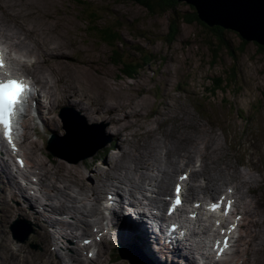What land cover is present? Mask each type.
I'll return each mask as SVG.
<instances>
[{
    "label": "bare ground",
    "instance_id": "6f19581e",
    "mask_svg": "<svg viewBox=\"0 0 264 264\" xmlns=\"http://www.w3.org/2000/svg\"><path fill=\"white\" fill-rule=\"evenodd\" d=\"M59 26L54 24L53 14L35 0H0V58L5 61L8 71L31 81L30 85L38 97L34 101L35 119L24 123V134L22 138L15 140V151L8 144L2 143L1 146L6 153V157L0 156L4 160L0 161V202L3 204L0 207L3 210L1 216L7 218L6 222L10 215L32 216L36 221L44 217L43 228L37 236L43 248L39 255L29 258L24 255L28 249L19 247L13 253L10 251L11 247L7 246L0 249V264H46L54 258L57 264H107L100 247L104 241L108 242L110 237L115 236L116 241L118 236L120 243L125 242L120 246H128L127 241H132L130 244L135 245V250H139L144 260L151 264H198L199 257L204 260L202 264H246L249 259L247 244L254 238L251 223L256 225L258 219V213L251 207L257 197L249 196L250 192L254 193L257 181L255 176L247 179L248 173H245L242 168L245 165L241 163L236 175L230 172V166L223 169L209 163L205 150L210 135L207 125L198 122L199 119L196 120L195 116L180 115V123L175 128L162 131L154 128L165 139L151 138L149 136H153L154 131H148V136L144 125L152 121L147 119L148 115H143V108L131 107L129 111L124 105L110 104L108 98L101 93L96 92L94 95L88 90L83 73L79 76L81 83H77L78 75L75 76L73 72L63 74L62 71L68 64L60 59L68 61L62 57L69 43L65 41L62 31L58 32ZM94 78L100 83L101 79ZM57 85L62 90H58ZM68 98H76L77 102L68 107L77 113L81 111L90 121L109 122L125 131L122 120L112 113L117 107L119 111L115 113L118 116L124 114V118L128 120L136 119L129 133L137 126L145 134V140L149 141L128 148L122 139L126 134L121 138L122 134L114 132L116 139L120 141L117 152L107 158L105 168H96L93 184H89L87 180L93 172V161L85 165L89 174L87 178L80 167L65 164L62 160L49 159L48 165L40 158L38 142L33 140L35 135L32 133L42 126L48 135L55 138L56 134L63 133L64 121L69 130L67 141L71 139L75 130L69 125V119L56 117L52 123L47 121V112ZM45 100L49 105L44 106ZM83 102H87L89 106L85 108L86 104ZM92 113L95 114L91 115ZM55 115L58 116L57 111ZM74 122L79 121L71 123ZM163 122H166L165 118L159 121L162 125ZM77 133L75 131V135ZM201 144L206 146L201 147ZM87 152L88 155L91 154L90 151ZM15 155L23 159V168L18 166ZM182 176H186L184 181ZM236 176L241 183L233 186ZM177 185L184 204L176 211H170L165 197ZM7 197L11 202L19 198L31 208L33 206V209L41 208L43 215L38 219L35 217L36 213L34 215L27 210L22 213L23 208H16L7 214V205L10 204ZM175 199L174 197L173 200ZM229 201L234 209L227 216L211 214L205 208L208 203H216L218 208L223 209ZM263 201V197L259 202L257 200L258 203ZM141 214L146 217L139 216ZM190 215H194L192 219ZM236 215L242 216L238 224L239 236L235 242H229L232 234L229 226ZM148 217L158 228L162 227V223L156 221L157 218L168 220L170 225L178 228L177 231L185 232L187 239L171 241L170 238L159 237L152 230ZM67 218H72L73 221ZM118 218L127 223L125 225L128 229L134 227L139 235L132 236L127 230V233L119 232L118 235L114 230V222ZM65 241H73L75 246L67 245L64 252L60 253L59 243ZM78 242L85 244L81 247ZM225 243V248L230 249V252L218 255L217 252ZM91 252L96 253L93 260L85 255ZM156 256L161 262L156 260ZM124 260L120 259L122 263H126Z\"/></svg>",
    "mask_w": 264,
    "mask_h": 264
},
{
    "label": "rangeland",
    "instance_id": "374dc122",
    "mask_svg": "<svg viewBox=\"0 0 264 264\" xmlns=\"http://www.w3.org/2000/svg\"><path fill=\"white\" fill-rule=\"evenodd\" d=\"M35 1L53 14L54 24L60 25L58 32L62 31L65 41L69 43L62 57L68 61L60 59L68 64L63 69V74L73 72L75 76L78 75L77 83H81L79 76L83 73L88 90L94 95L96 92L101 93L108 98L110 104L124 105L129 111L131 107L143 108V115L145 117L148 115L147 119L152 121L144 125L148 136V131H154V135L149 136L151 138L165 139L159 131L175 128L180 123L178 119L180 115L195 116L196 120L199 119L198 122L207 125L210 135L208 146L201 144V147L206 146L205 155H208V162L223 169L230 166L229 170L234 175L239 171V165H245V168H242L248 173L247 179L255 176L257 180L254 184V193H249L250 198H255L256 195L258 202L264 198V50L253 42L243 45V39L237 33L224 29V42L231 45L235 53L233 57L229 50L224 49L226 46L223 43L214 39V33L205 24L207 28L198 23L185 24L174 18L173 12H166L161 16L153 15L139 5L129 2ZM177 11L181 14L192 13L191 6L184 3H181ZM173 25L177 26L178 33L173 42L169 43L167 40L170 27ZM95 27L115 28L122 42L115 44L113 48L104 44L92 32ZM113 50L135 60L141 56L151 57L153 60L139 75L128 79L123 75L121 68L114 64ZM54 61L58 62L57 59ZM93 76L101 79L100 83H97ZM219 79L229 83L227 90L212 94L211 89L214 91L215 80ZM57 86L58 90H62L60 85ZM72 99L64 100L48 112L47 121L52 123L53 118L58 117L55 111H58L59 115L63 108L70 109L68 105L77 103L76 98ZM83 103L86 104L85 108L89 106L87 102ZM113 110L114 116L119 117L126 127L125 131L109 122H92L81 111L72 113L70 110L68 113L71 117L83 123L77 122V126L72 127L78 133L75 135L74 131L68 141L65 138L68 132L63 134L64 137L57 136L50 140V135L45 136L46 133L38 129L36 133L40 158L48 165L50 163L47 162L46 156L50 155L53 158L49 159L62 160L65 164L78 166L84 172L85 178L89 176L85 165L93 161L91 164L93 172L87 178L88 183L93 184L96 168H105L107 158L117 152L120 141L116 139L114 132L122 134L121 138L126 134L122 139L128 148L149 141L145 140V134L137 126L129 133L135 118L128 120L124 118V114L118 116L115 113L119 111L117 107ZM164 118L166 122L162 125L159 121ZM50 142L54 144L53 150H50ZM93 142L99 146L106 145L96 155L75 163L77 159L88 155L85 153L92 150L93 146L90 145ZM240 183L241 180L236 176L233 179V186ZM256 199L251 207L258 213V219L256 225L251 223L254 238L247 244L249 259L246 264H264V201L258 203ZM6 200L10 203L7 205V214L16 208H23L22 213L35 209L33 206L29 208L19 198L12 202L9 197ZM2 205L0 202V207ZM2 211L0 208V249L8 246L12 249L10 251L15 253L19 247L26 248L28 250L25 256L37 257L43 249L37 238L43 228L41 224L21 214L10 215L9 221L6 222L7 218L1 216ZM36 214L42 215L43 211L41 214L36 208ZM14 221L23 226L24 233L32 232L25 243H18L14 239L10 230ZM43 221L41 220L42 224ZM64 243H59L60 253L64 252V246L67 244L73 246L71 241ZM134 251L142 256L137 250ZM116 257L118 258H114L113 262L111 257L106 259L107 264H127V260H124L126 263H122L121 258ZM54 264L57 263L54 261Z\"/></svg>",
    "mask_w": 264,
    "mask_h": 264
},
{
    "label": "water",
    "instance_id": "95a60500",
    "mask_svg": "<svg viewBox=\"0 0 264 264\" xmlns=\"http://www.w3.org/2000/svg\"><path fill=\"white\" fill-rule=\"evenodd\" d=\"M193 7L198 20L212 29L237 33L244 41L264 48V0H176ZM26 238L18 239L24 243ZM129 264H149L131 251L120 252Z\"/></svg>",
    "mask_w": 264,
    "mask_h": 264
},
{
    "label": "trees",
    "instance_id": "16d2710c",
    "mask_svg": "<svg viewBox=\"0 0 264 264\" xmlns=\"http://www.w3.org/2000/svg\"><path fill=\"white\" fill-rule=\"evenodd\" d=\"M123 2H129L136 5H139L140 7L147 10L149 13L157 16L163 15V13L166 12H173L174 18L180 19L183 23L188 25H194L196 23L203 25L206 27L203 23H201L198 18L197 14L195 12V9L191 7V14H181L177 11L181 3H177L176 0H119ZM207 28V27H206ZM211 32L214 33L213 37L218 42L223 43L226 48V50H229V54L231 56L235 57L234 50L231 48V45L224 42L223 33L224 29L215 27L210 29ZM92 32L95 36L99 38L104 44L109 45L110 47H114L115 44L121 43L122 39L119 36V33L116 31L115 28L111 27H95L92 29ZM177 26L173 25L170 27V34L168 36L169 43L173 42L175 37L177 36ZM243 45H246L247 42L243 40ZM261 50H264V48L258 46ZM236 52V51H235ZM114 57L112 58L114 64L117 67L121 68V71L125 77L128 79H133L137 75L140 74L144 68L152 63L151 57L147 56H141V58H138L135 60L134 58H131L129 56H123L122 54H119L116 50H113ZM215 85L213 86L214 91L211 89V93L214 94V92L217 91H223L227 90V87L229 83L223 79L215 80Z\"/></svg>",
    "mask_w": 264,
    "mask_h": 264
},
{
    "label": "snow or ice",
    "instance_id": "6c2138e0",
    "mask_svg": "<svg viewBox=\"0 0 264 264\" xmlns=\"http://www.w3.org/2000/svg\"><path fill=\"white\" fill-rule=\"evenodd\" d=\"M4 67L3 59L0 58V68ZM30 91V88L27 84H25L22 80L16 79H7L0 80V132H2V136L9 145L12 146L13 151H15V146L12 142V131L14 127V121L18 111L22 110V107H19L23 103V97L27 92ZM21 166H23L22 161H17ZM182 179H186V177H182ZM177 198L175 200V204L177 206L180 205L181 200L179 198L180 188L177 185L176 188ZM231 201L228 202L227 207L225 209V214L227 213V208H230ZM198 207V206H197ZM211 211L217 210L219 207L218 204L213 203L210 206ZM195 215V214H194ZM225 243V247H226Z\"/></svg>",
    "mask_w": 264,
    "mask_h": 264
}]
</instances>
